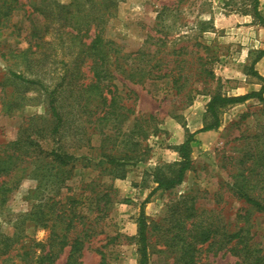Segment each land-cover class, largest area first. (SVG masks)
<instances>
[{
	"label": "rangeland",
	"instance_id": "rangeland-1",
	"mask_svg": "<svg viewBox=\"0 0 264 264\" xmlns=\"http://www.w3.org/2000/svg\"><path fill=\"white\" fill-rule=\"evenodd\" d=\"M16 1L0 35V95L3 89L15 90L11 72L23 73L22 66L12 59L5 62L1 54L26 49L25 37L36 28L45 29V47L40 46L38 52L49 55L52 47L47 41L58 29L57 23L33 13L29 0ZM84 1L76 3L82 8ZM32 3L68 5L71 0ZM253 5V0H116L115 16L104 34L118 53L117 62L110 60L113 79L107 86L116 88L126 110L117 126L105 130L110 137L105 143V136L93 131L85 122L86 116L71 107L64 109L68 123L63 134L53 140L45 94L29 84L18 87L16 94L25 91L29 102H23L12 115L0 112V155L9 153V147L4 146L24 134L41 144L45 155L58 149L74 155L77 161L58 184L49 177L54 172H49L48 158L23 154L26 173L0 208V238L17 234L24 245H46L55 229L50 218L60 212L74 213L67 239L70 243L87 233L81 264H99L102 259L105 264H137L135 236L143 205L149 264H175L174 250L158 227L171 207H179L181 216L185 201L199 213L206 212L204 218L209 222L228 231L237 230L246 220L250 244L264 254V214L233 195L235 176L241 172L247 175L251 167L248 153L264 149V108L257 100L222 109L220 127L195 136L191 145L193 170L182 184L173 190L152 192L156 187L153 171L179 161L177 148L188 134L205 125L206 106L214 94L236 97L260 89L250 67L264 50V27L254 17ZM257 9L264 18V0L258 1ZM90 36L91 32L84 39L86 43ZM53 50L41 74L48 88L62 74L75 70L79 84L90 83L89 62L80 63L78 68L70 66L77 47L55 46ZM253 68L264 78V57ZM208 72L212 76H206ZM37 130L44 133L39 136ZM41 135H45L44 140ZM103 154L114 156L119 166L108 163ZM125 154L131 158H123ZM261 178L251 177L254 181ZM4 180L0 177V185ZM255 195L264 204V191ZM72 200L76 203L71 205ZM39 212L47 215L46 228L35 222ZM222 245L217 236L197 246L196 264H241ZM68 252L67 246L54 264H65Z\"/></svg>",
	"mask_w": 264,
	"mask_h": 264
},
{
	"label": "trees",
	"instance_id": "trees-1",
	"mask_svg": "<svg viewBox=\"0 0 264 264\" xmlns=\"http://www.w3.org/2000/svg\"><path fill=\"white\" fill-rule=\"evenodd\" d=\"M258 1L253 0V14L264 27V18L257 9ZM16 2V0H0V35L7 28L6 23L15 9L13 4ZM115 3L116 0H85L80 8L81 6L76 3V0H71L68 5L54 3L53 6L42 3L38 6L29 0L32 12L38 13L44 20L57 23L58 29H55L51 35V40L47 41V45L52 47L49 55H46L45 51L38 52L40 46L45 47V29L36 28L28 32L25 37V41L28 43L26 49L8 50L7 53L1 54L5 62L12 59L15 60V65L22 66L23 73L11 72L14 79H11L10 82L17 91L8 92L5 89L1 91L0 112L12 115L20 109L23 102L28 103L29 99H27L25 91L24 94H22L23 91H20L21 94H16V92H18V87L29 84L45 94L47 111L52 119L49 133L53 140L61 137L64 126L68 123V118L64 113L66 107H71L79 114L86 116L85 122L90 125V128H93L92 130L96 131L98 135L105 136L104 143L107 139L110 140V137L105 134V130L111 125L117 126L119 117H123V111L126 110L120 104L121 98L117 96L116 88L110 89L107 86L113 79L110 60L118 61V53L112 47L111 41L107 40L104 35L107 23L115 16ZM89 32H91L90 41L86 43L84 39L87 38ZM66 45L69 48L77 47L78 49L77 53L71 56L70 66L78 68L80 63L89 62L90 83L79 84V79L77 80V77L74 76L75 70L69 73L65 72L51 88H48L41 78L42 72L45 71V59L51 58L55 46L64 48ZM263 57L264 50L259 52L250 67V74L261 83L260 89L236 97L214 94L206 106L205 125L194 133L188 134L184 142L177 148L179 161L167 166L166 169L158 168L153 171L156 187L152 192L173 190L182 184L185 175L193 170L191 145L195 142V136L200 133L216 131L220 127L219 114L222 109L243 104L249 100H257L264 108V78L253 68L255 63ZM147 72L149 73L150 69ZM206 74V76H212L209 72ZM36 132L40 136L43 130ZM132 133H130L131 136ZM44 139L45 135H41V140ZM4 147H9L8 151L10 152L0 155V177L5 178L0 185V208L4 205L8 194L18 188L26 173L23 154L36 153L38 157L43 155V160L48 158L49 172H54V175L50 176V174L49 177L54 178L58 184L63 182L64 175L69 173L68 167L69 170H72L77 161L74 155L58 149H52L45 155L41 144L24 134L17 142L9 143ZM248 155L252 159L251 167H249L247 175L241 172L235 176L233 195L248 204L257 213L264 214V204L255 195L264 191V185H260L264 182V149H256ZM103 157L107 158L108 163L119 166L116 164L114 156L103 154ZM123 158L131 157L125 154ZM254 175H261L263 178L254 181L251 179ZM70 203L72 205L76 201L72 200ZM65 213L60 212L50 218L55 229L51 230L46 245L42 243L24 245L22 237L17 234L12 237L2 236L0 238V264H16L14 259H17L19 264H54L58 255L67 246L69 252L65 264H81V250L87 233H84L82 237L77 236L69 243L67 233L72 228L75 214L66 215ZM35 214V222L40 224V227L46 228L48 226L47 215L43 216L40 212ZM178 214H180V208L171 207L169 216L165 217L163 224L158 227L160 231H163L162 234L168 242V246L174 250L175 264H196L197 246L210 243L217 236L221 238L222 246L233 256L239 258L241 264H264L262 250L250 244L246 220L237 230L228 231L209 222L207 218H204L206 212L199 213L192 204L187 205L185 201L181 216ZM147 228L144 206L142 205L137 219L135 236L138 253L137 264H149ZM35 248L39 252L35 251ZM99 264H105L104 260L102 259Z\"/></svg>",
	"mask_w": 264,
	"mask_h": 264
}]
</instances>
